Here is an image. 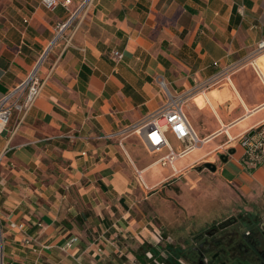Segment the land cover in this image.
<instances>
[{"label": "crops", "instance_id": "crops-1", "mask_svg": "<svg viewBox=\"0 0 264 264\" xmlns=\"http://www.w3.org/2000/svg\"><path fill=\"white\" fill-rule=\"evenodd\" d=\"M262 37L264 0H59L53 9L42 0H0V96L38 61L44 84L0 134L3 264H169L170 256L185 264L172 252L184 248L160 241L158 227L136 215L137 170L151 188L150 206L164 179L201 171L238 201L264 191V162L247 169L241 146L228 141L264 122L255 69L234 68L192 96L184 110L203 144L172 164L158 160L166 148L152 159L137 134H108L162 103L158 79L172 91L202 87ZM113 49L123 52L117 63ZM205 162L216 169L207 174ZM9 220L25 229H10ZM71 236L76 241L62 250Z\"/></svg>", "mask_w": 264, "mask_h": 264}, {"label": "built area", "instance_id": "built-area-1", "mask_svg": "<svg viewBox=\"0 0 264 264\" xmlns=\"http://www.w3.org/2000/svg\"><path fill=\"white\" fill-rule=\"evenodd\" d=\"M68 2H70V0H64L65 4ZM42 3L47 9H53L59 3V0H42ZM71 17L65 22L59 24L60 26L57 28L55 37H58L60 31L69 24ZM261 54H264V37L257 41L254 48L249 51L245 58L233 64H229L222 72L214 75L208 82L204 83L202 87H194L186 91H172L168 88L166 82L162 78L158 79L164 92V100L162 103L156 109L143 116L142 119L124 126L117 133L108 134V137L117 134H122V136L137 134L144 146L150 152H161L163 148H166L167 153L160 156L158 160L168 161L172 164L177 157L183 156L192 150L201 147L203 144V139L199 138L196 134L184 110V107L188 101L192 99V96L196 93L205 91L206 87H209L210 85L214 86V84L218 83L222 77L227 79L229 77L227 72L244 65H251L255 69L262 85H264V70L261 69L257 62ZM111 55L115 63L124 58L123 52L117 49H113ZM38 64L39 61L36 63L35 67L28 72L24 79L9 88L4 94H1L0 134L8 126L14 111H18L22 115L25 114L40 96L44 84L43 79H41L38 74ZM169 132L173 133L181 142L179 148H173L171 145L168 138ZM234 140H236L243 149L241 162L247 167V169H254L264 162V122L256 123L253 128L241 132L236 137L228 138V141ZM120 144L122 145L121 141ZM223 149L227 150L228 147L225 146ZM137 177L143 186L148 187L143 180L144 178L141 176V172L138 170ZM1 226L2 224L0 220V227ZM8 227L20 231L25 229L23 223L14 220H9ZM1 234L2 231L0 230V239H2ZM158 237H160L159 234ZM74 241H76L75 236L69 237L60 246L61 249L68 250ZM77 261L79 262V259H77ZM0 264H3L2 244H0Z\"/></svg>", "mask_w": 264, "mask_h": 264}, {"label": "rangeland", "instance_id": "rangeland-1", "mask_svg": "<svg viewBox=\"0 0 264 264\" xmlns=\"http://www.w3.org/2000/svg\"><path fill=\"white\" fill-rule=\"evenodd\" d=\"M257 62L261 67L262 62H264V54L260 55ZM261 69L264 70L262 67ZM213 92L219 91L215 89ZM208 95L210 96V94ZM230 96L231 94H220L216 96V99L224 101L225 98ZM171 135L168 134L169 140L175 146ZM146 152L152 159H157L160 156L158 152H150L147 149ZM189 156L184 159L189 158ZM204 170L208 174L210 169L206 168ZM198 171V169L194 170L196 173ZM201 172H199L198 177L192 176L189 178L182 175L178 178L180 179L178 183L175 181L176 179H164L163 189L153 195L150 201L153 202L154 198L155 204L153 206L148 205V201L144 199L150 194L151 188L138 185L141 195L139 201H136V206L134 205L138 217H143L141 215L144 213L143 218L153 224L152 229L158 227L157 231L161 235L160 241L164 239L163 243L171 242L173 245L176 244L184 248L186 257L184 256L183 259L186 260L183 261L185 264H193L192 261L196 260L195 255L192 256L194 252L191 251L197 242L204 237L206 229L210 226L228 216L238 214L241 210H256L260 205H264V191L255 198L245 197L238 201L229 186L224 184V186L218 187L214 178L206 175L200 176ZM229 193L231 197L228 196ZM160 199V202H166L167 206L160 207L158 204ZM222 200H226V202L222 203ZM191 209L193 211L192 215L189 213ZM0 230L2 231L0 244H2L3 226L0 227ZM185 238H188L187 241L184 240Z\"/></svg>", "mask_w": 264, "mask_h": 264}, {"label": "flooded vegetation", "instance_id": "flooded-vegetation-1", "mask_svg": "<svg viewBox=\"0 0 264 264\" xmlns=\"http://www.w3.org/2000/svg\"><path fill=\"white\" fill-rule=\"evenodd\" d=\"M205 232L194 247L196 264H264V205L241 210Z\"/></svg>", "mask_w": 264, "mask_h": 264}, {"label": "trees", "instance_id": "trees-1", "mask_svg": "<svg viewBox=\"0 0 264 264\" xmlns=\"http://www.w3.org/2000/svg\"><path fill=\"white\" fill-rule=\"evenodd\" d=\"M172 252L173 254L175 255H183L186 257V253L184 251H181L180 249H172ZM191 252H194V249L191 251ZM194 253H192V256H193ZM172 256H170V259L168 260L169 264H173L172 260H171ZM193 264H196L195 263V260L192 261Z\"/></svg>", "mask_w": 264, "mask_h": 264}, {"label": "water", "instance_id": "water-1", "mask_svg": "<svg viewBox=\"0 0 264 264\" xmlns=\"http://www.w3.org/2000/svg\"><path fill=\"white\" fill-rule=\"evenodd\" d=\"M219 158L222 160H226V157H224L222 155ZM204 165L206 168L210 169L211 171H214L216 169V165L213 163L210 164V162H205ZM200 261L203 262V259H200Z\"/></svg>", "mask_w": 264, "mask_h": 264}]
</instances>
